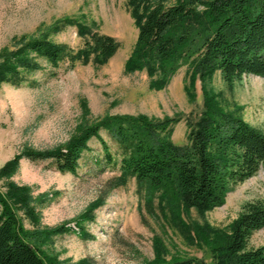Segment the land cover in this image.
I'll use <instances>...</instances> for the list:
<instances>
[{"label": "rangeland", "instance_id": "1", "mask_svg": "<svg viewBox=\"0 0 264 264\" xmlns=\"http://www.w3.org/2000/svg\"><path fill=\"white\" fill-rule=\"evenodd\" d=\"M78 27L86 35L114 38L119 49L102 66L77 62L70 67L65 62L51 68L40 61L42 68L24 72L19 84L0 82V191L12 185L24 189L33 201V225L17 213L25 229H72L52 235L42 247L51 259L66 264H146L159 253L166 261L192 258L211 264L209 249L198 243L195 229L228 231L243 205L264 202V170L230 189L222 206L200 216L175 207L162 191L138 185L133 177L114 187L122 174V150L103 129L86 141L73 173L59 172L51 161L20 157L29 150L63 149L82 125L107 116L175 118L170 140L184 145L187 117L195 119L203 109L198 78L194 100L186 94L188 62L159 91L148 89L144 71L124 73L138 34L127 0H0V51L22 37L41 35L78 50L84 42ZM206 89L220 108L235 110L248 125L264 132V77L242 76L227 85L215 72ZM102 196L91 220L80 223L89 238L80 236L76 220ZM249 244L264 245V228Z\"/></svg>", "mask_w": 264, "mask_h": 264}, {"label": "trees", "instance_id": "2", "mask_svg": "<svg viewBox=\"0 0 264 264\" xmlns=\"http://www.w3.org/2000/svg\"><path fill=\"white\" fill-rule=\"evenodd\" d=\"M127 5L138 34L124 73L144 71L148 89L159 91L188 62L186 94L190 101L195 98L196 78L202 83L203 109L195 119H186V144L175 145L170 140L175 118L107 116L82 125L63 149L29 150L20 157L51 161L59 172L73 173L86 141L103 129L122 150V174L114 187L133 177L138 185L162 191L175 207L202 216L222 206L230 189L264 170V132L248 125L235 110L220 108L206 89L215 72L227 85L242 76L264 77V0H127ZM78 34L84 39L78 50L42 35L12 42L0 51V82L19 84L24 72L42 68L40 61L51 68L65 62L70 67L77 62L102 66L120 47L110 36L86 35L83 27H78ZM103 201L104 196L76 220L80 236L89 238L80 223L91 220L93 209ZM34 206L24 189L10 185L6 192L0 191V264H66L47 257L42 247L52 235L72 229H25L17 213L22 212L33 225ZM262 228L264 202L255 201L242 206L228 231L200 226L195 237L209 249L211 264H264V245L249 244ZM146 264L206 263L176 257L166 261L156 253Z\"/></svg>", "mask_w": 264, "mask_h": 264}]
</instances>
